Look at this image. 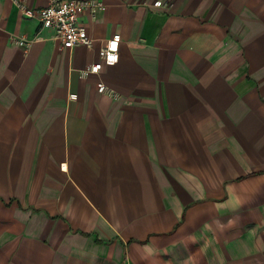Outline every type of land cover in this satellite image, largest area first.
I'll list each match as a JSON object with an SVG mask.
<instances>
[{"label": "crops", "instance_id": "obj_1", "mask_svg": "<svg viewBox=\"0 0 264 264\" xmlns=\"http://www.w3.org/2000/svg\"><path fill=\"white\" fill-rule=\"evenodd\" d=\"M100 1L0 0V264H264V0Z\"/></svg>", "mask_w": 264, "mask_h": 264}, {"label": "built area", "instance_id": "obj_2", "mask_svg": "<svg viewBox=\"0 0 264 264\" xmlns=\"http://www.w3.org/2000/svg\"><path fill=\"white\" fill-rule=\"evenodd\" d=\"M21 12L26 16H35L42 27L53 30V38L59 40V47L70 49L74 46H90L92 38L87 34L84 26L79 23V15L86 9L95 12L101 6L100 0H49L47 4L33 8L26 4V0H14ZM154 4H161L156 0ZM35 37L27 38L23 35H12V42L27 50ZM119 32L113 33L105 42L101 50V59L91 62L80 69V74L85 77L88 74L99 73L102 65H111L119 59ZM97 91L116 96L117 93L99 81L96 84ZM69 98H76L75 92L68 94Z\"/></svg>", "mask_w": 264, "mask_h": 264}]
</instances>
